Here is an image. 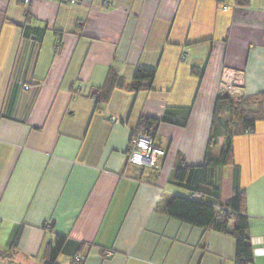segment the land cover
Here are the masks:
<instances>
[{
	"label": "crops",
	"instance_id": "crops-1",
	"mask_svg": "<svg viewBox=\"0 0 264 264\" xmlns=\"http://www.w3.org/2000/svg\"><path fill=\"white\" fill-rule=\"evenodd\" d=\"M139 69L154 76L135 89ZM240 85L264 96V0H0V264H45L56 236V264H234L230 234L165 207L193 194L171 181L175 161L203 164L215 102ZM245 108L260 115L204 199L244 192L264 264V102ZM141 118L158 120L152 166L127 160Z\"/></svg>",
	"mask_w": 264,
	"mask_h": 264
},
{
	"label": "trees",
	"instance_id": "trees-1",
	"mask_svg": "<svg viewBox=\"0 0 264 264\" xmlns=\"http://www.w3.org/2000/svg\"><path fill=\"white\" fill-rule=\"evenodd\" d=\"M153 76V70L139 69L133 77L131 86L139 89L143 83H150ZM116 79L117 77L114 74H109L105 85L96 96L97 103L107 101ZM263 102L264 96L262 95L252 97L239 95V97H234L224 94L217 98L203 164L187 166L184 164L182 157L179 156L175 161L171 179L174 184L180 187L193 193H200L201 197L195 199L191 196H175L165 207L166 214L172 218L203 229H214L230 234L235 240L234 264H251L253 257V248L248 235L249 218L245 212L244 192L236 189L232 198L219 206L207 202L204 197L214 199L219 197L220 188L216 182L212 181L213 171L215 168L223 167L231 162L232 137L235 134L251 132L255 126L260 112L258 110L249 111L245 108L246 105L253 104L257 108H262ZM236 109H240L238 117L234 114ZM224 115H227L228 118H224ZM157 123L158 120L155 119L141 118L139 131L153 135L154 126ZM220 137L224 138V144L219 153L215 155L212 150L217 147ZM64 242L65 238L55 237L54 248L50 251L45 264H56V256L62 249ZM5 255V252L0 251V258L5 257Z\"/></svg>",
	"mask_w": 264,
	"mask_h": 264
},
{
	"label": "built area",
	"instance_id": "built-area-1",
	"mask_svg": "<svg viewBox=\"0 0 264 264\" xmlns=\"http://www.w3.org/2000/svg\"><path fill=\"white\" fill-rule=\"evenodd\" d=\"M25 4H28L30 0H22ZM73 2V0H71ZM223 9H226L224 7ZM240 86H228L227 92L229 94L240 95L241 92ZM110 120L114 123H118L117 118L110 117ZM164 155V151L154 144L153 135L146 133L144 131H139L131 137V140L128 145V158L127 160L134 165H148L152 166L157 158ZM192 198L199 199L201 197L198 193H193ZM51 223L48 222L45 225L46 229L51 228ZM254 244H259V241L256 240ZM84 260V256L81 254H76L72 258L73 263L81 262Z\"/></svg>",
	"mask_w": 264,
	"mask_h": 264
},
{
	"label": "rangeland",
	"instance_id": "rangeland-1",
	"mask_svg": "<svg viewBox=\"0 0 264 264\" xmlns=\"http://www.w3.org/2000/svg\"><path fill=\"white\" fill-rule=\"evenodd\" d=\"M230 96H232V95H230ZM234 100H235V99H234ZM235 103H237V102H235ZM238 111H240V109H238V110L236 109V112L234 113L236 117H238ZM224 118H228V116H227V115H224ZM234 118H235V117H234ZM155 162H156V161H155ZM155 162H154V163H155Z\"/></svg>",
	"mask_w": 264,
	"mask_h": 264
}]
</instances>
